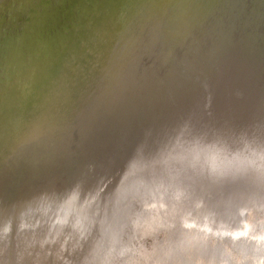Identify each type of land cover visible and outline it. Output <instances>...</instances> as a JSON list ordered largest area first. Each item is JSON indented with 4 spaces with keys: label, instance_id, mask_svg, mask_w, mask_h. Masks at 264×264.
<instances>
[{
    "label": "bare ground",
    "instance_id": "bare-ground-1",
    "mask_svg": "<svg viewBox=\"0 0 264 264\" xmlns=\"http://www.w3.org/2000/svg\"><path fill=\"white\" fill-rule=\"evenodd\" d=\"M192 100L209 112L193 123ZM243 128L264 136V0H0V231L26 214L72 217L22 227L41 264L65 247L64 264H129L127 236L106 231L139 180L173 197L170 217L155 213L163 244L183 231L208 250L190 258L210 260L236 233L229 201L242 218L264 206V164L234 157ZM96 204L111 208L101 226L81 215Z\"/></svg>",
    "mask_w": 264,
    "mask_h": 264
},
{
    "label": "rangeland",
    "instance_id": "rangeland-1",
    "mask_svg": "<svg viewBox=\"0 0 264 264\" xmlns=\"http://www.w3.org/2000/svg\"><path fill=\"white\" fill-rule=\"evenodd\" d=\"M200 88V87H199ZM199 101V100H198ZM195 102L196 109L197 105L199 109L196 112H193L192 116V123L194 122L195 117H199L198 113L203 111L205 116L209 115V112L205 108H201V103ZM202 101V100H201ZM164 102V101H163ZM169 102V99H168ZM201 115V114H200ZM192 123H189L187 126H191ZM241 129V138L240 141L245 144H240L238 146V154H236L237 160L242 164L244 162V158L248 157H256L257 161L263 168L264 164V145L259 144L262 139H264L263 132H257L255 129ZM191 130V131H190ZM188 133L187 138L191 136L193 133V129L187 128L185 131ZM185 136V137H186ZM176 142V141H175ZM259 144V145H258ZM223 145V143H222ZM256 145H258V149L256 150ZM254 150V151H253ZM256 151V153H255ZM216 162L217 159H214ZM218 165V164H216ZM243 166V165H242ZM140 168V167H139ZM145 168V167H141ZM140 168V169H141ZM245 169V167H242ZM241 168V169H242ZM139 169V170H140ZM137 170V169H136ZM135 173V172H134ZM133 175V174H132ZM138 180V179H137ZM142 181H138L135 183L136 185L132 187H125L124 189L121 188L120 199L122 203L127 206V211L125 209L119 210V212L111 219L110 225L107 226L106 236L112 240V243H117L116 238L117 235L127 236V242L121 244L122 247V254L123 258L126 259L129 264H264V206L261 207L258 211L253 210L252 212H248L247 215L245 214L244 218L242 216H238L235 212L236 205L238 203H234L233 200L229 201V205L225 213V221L223 225L225 227L232 226L235 229V235H232L233 240H223L221 247L217 248V252L211 258L210 256L204 258H211L207 262H203L202 260L197 261L196 259L192 260L190 258V253L193 256H198L192 252L198 253V250H201L203 254V249L205 250L204 254L208 255V250H206L205 246L202 245L203 242H200V239L194 241L192 245V249L190 248L192 239L187 237L183 231L177 230L178 234L177 237L170 240L172 241L171 249H169V244H163L165 242V226H166V217L162 215H155L157 210L164 211V215L170 217V211L172 210L171 207H165L162 209L163 203L169 204V199H173V197L168 198L160 201L155 200V194L153 191L155 190V186L153 188L152 185H145ZM141 187V188H140ZM151 187V188H150ZM153 188V189H152ZM243 192L239 193L242 194ZM141 194V195H140ZM156 195H159L156 193ZM155 201V202H154ZM152 202H154L152 204ZM94 203V202H93ZM59 204V203H58ZM103 204V203H101ZM129 204V205H128ZM236 204V205H235ZM60 205H62L60 203ZM64 205V204H63ZM69 204L67 207H71ZM93 205V204H92ZM171 205V204H169ZM167 205V206H169ZM227 206V204H225ZM64 207H66L64 205ZM94 207V206H93ZM98 207L96 204L95 208L93 209L95 215H91L90 212L88 214L86 211H83L82 219L87 222H94L95 225H103L104 218L110 212L111 208H108L106 204H104L101 208ZM133 211L136 209V213H139V217L143 218V224L147 225V229L149 228L148 234L146 236L140 237L139 232L142 228V224L138 223V219L133 218V211L130 214L128 209L133 208ZM104 208V209H103ZM74 212L80 210L78 207L75 208ZM26 216H19L18 218L11 221L8 226L11 229L10 235L7 233L6 236L2 234L3 232L0 231V264H7L10 261L15 262L16 264H21L24 261H31L35 264H41L37 259H33L32 255L27 251V249L32 250V254L34 252V246L29 245L26 241H22L21 238L25 236L26 229H22L24 225H28L29 221H41L43 224L45 221L49 223H55L57 219H67L71 220V213L69 215H61L59 214H52L51 217L44 216L42 213L30 215L26 214ZM155 216V217H154ZM27 218V219H26ZM48 218V220H47ZM77 218V217H76ZM133 218V219H131ZM239 218V219H238ZM242 218V219H241ZM238 221V222H236ZM86 222V223H87ZM141 222V223H142ZM42 223L40 225H42ZM46 223L47 229H50L52 225ZM129 223V228L126 227L125 224ZM236 226V227H235ZM143 227L142 229H146ZM233 229V230H234ZM145 231V230H144ZM67 233V232H66ZM69 234H73V231L69 229ZM81 233V232H80ZM175 234V235H176ZM184 234V235H183ZM80 236V234H79ZM115 238H113V237ZM140 238H139V237ZM199 238H201L198 235ZM79 239V238H78ZM32 241V240H31ZM79 240H76V242ZM115 241V242H114ZM119 244V243H118ZM30 247V248H29ZM76 250L78 249V243L75 244ZM146 250V254L138 253L139 250ZM75 252V249L72 250ZM63 252V253H62ZM142 252V251H141ZM149 252V253H148ZM63 254L59 261H52V255L50 249H47L48 255V263L49 264H64L68 262V252L67 247L61 249V253ZM199 254V253H198ZM199 254L202 258L205 255ZM40 256V254H38ZM109 255V254H108ZM10 256L12 258L10 259ZM38 256V257H39ZM64 256V257H63ZM66 257V258H65ZM114 257V256H113ZM111 257V258H113ZM13 259V260H12ZM121 258L113 260L115 263H104V264H118ZM39 262H37V261ZM77 264V263H76Z\"/></svg>",
    "mask_w": 264,
    "mask_h": 264
},
{
    "label": "water",
    "instance_id": "water-1",
    "mask_svg": "<svg viewBox=\"0 0 264 264\" xmlns=\"http://www.w3.org/2000/svg\"><path fill=\"white\" fill-rule=\"evenodd\" d=\"M193 101V103L195 104V101L194 100H192ZM234 157H236V155L234 156ZM236 159H237V157H236ZM237 162L238 163H240L238 160H237ZM182 170H184V169H182ZM181 170V171H182ZM241 176V175H240ZM240 179H242V177H240L237 181H239ZM226 180V179H225ZM241 183H237V185H240ZM232 188H233V185H230ZM235 186H236V184L234 185V188H235ZM226 187V186H225Z\"/></svg>",
    "mask_w": 264,
    "mask_h": 264
}]
</instances>
